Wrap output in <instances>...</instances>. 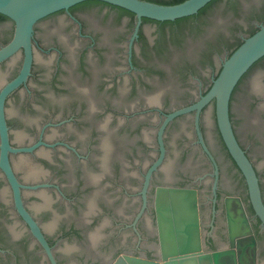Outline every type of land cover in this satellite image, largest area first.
Wrapping results in <instances>:
<instances>
[{
  "label": "flooded vegetation",
  "instance_id": "af4514ba",
  "mask_svg": "<svg viewBox=\"0 0 264 264\" xmlns=\"http://www.w3.org/2000/svg\"><path fill=\"white\" fill-rule=\"evenodd\" d=\"M202 8L158 19L84 0L35 23L30 73L5 100L6 150L0 131V264H52L34 228L58 264H111L122 253L159 259L154 201L163 185L198 190L205 251L228 246L225 198L241 197L264 263V222L220 131L215 98L166 122L207 93L237 42L264 23L261 0ZM229 12L244 19L232 41L219 34ZM14 33L0 13V48ZM23 60L21 48L0 62V92ZM229 112L264 203V58Z\"/></svg>",
  "mask_w": 264,
  "mask_h": 264
},
{
  "label": "water",
  "instance_id": "95a60500",
  "mask_svg": "<svg viewBox=\"0 0 264 264\" xmlns=\"http://www.w3.org/2000/svg\"><path fill=\"white\" fill-rule=\"evenodd\" d=\"M84 0H0V13L15 22V33L9 43L0 48V62L21 48L24 60L19 74L8 82L0 92V131L3 149L9 148L5 122V100L15 87L26 80L33 61V32L35 23L55 11L68 8ZM129 8L139 14L158 19H174L197 12L211 0H184L176 4H158L145 0H102ZM246 2L250 0H245ZM264 2V0H261ZM228 26L219 34L234 38L238 23L244 19L229 12ZM191 37H194L191 35ZM264 56V23L252 35L246 37L224 61L222 69L205 95L196 103L169 114L171 118L189 112L200 111L215 98L220 131L225 143L243 171L250 192L252 205L264 222V203L256 172L245 151L238 143L230 119L232 92L249 68ZM165 122V124H166ZM165 126V125H164ZM4 150V151H5ZM3 151V152H4ZM10 180L18 192V181L9 165L4 164ZM155 214L159 238L160 258L122 253L111 264H258V241L251 221L239 196L225 198L229 244L226 247L205 251L200 217L198 190L192 187L163 185L155 193ZM32 225L35 222L29 219ZM34 233L43 246L52 264H58L52 248L43 233L34 228Z\"/></svg>",
  "mask_w": 264,
  "mask_h": 264
},
{
  "label": "trees",
  "instance_id": "16d2710c",
  "mask_svg": "<svg viewBox=\"0 0 264 264\" xmlns=\"http://www.w3.org/2000/svg\"><path fill=\"white\" fill-rule=\"evenodd\" d=\"M177 1H182V0H177ZM219 0H212L209 4H207V6H205L204 8H202L200 11L202 12V11H205L209 6H211L213 3H215V2H218ZM259 29V27L258 28H255V29H253L252 31H251V33H250V35H252V34H254L257 30ZM249 35V36H250ZM243 41L244 40H242V39H240L238 42H237V44H236V46L233 48V50L230 52V54H229V56L233 53V51L239 46V45H241L242 43H243ZM264 58V56L263 57H261L259 60H257L250 68H249V70L241 77V79L239 80V82L237 83V85L235 86V88H234V90H233V92H232V95L231 96H235V94H236V91H237V89H238V87L240 86V84L242 83V81L244 80V78L246 77V75L248 74V72L259 62V61H261L262 59Z\"/></svg>",
  "mask_w": 264,
  "mask_h": 264
},
{
  "label": "rangeland",
  "instance_id": "374dc122",
  "mask_svg": "<svg viewBox=\"0 0 264 264\" xmlns=\"http://www.w3.org/2000/svg\"><path fill=\"white\" fill-rule=\"evenodd\" d=\"M264 264V263H263Z\"/></svg>",
  "mask_w": 264,
  "mask_h": 264
}]
</instances>
